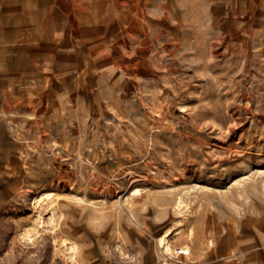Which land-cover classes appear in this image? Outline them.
Here are the masks:
<instances>
[{
    "label": "rangeland",
    "instance_id": "obj_1",
    "mask_svg": "<svg viewBox=\"0 0 264 264\" xmlns=\"http://www.w3.org/2000/svg\"><path fill=\"white\" fill-rule=\"evenodd\" d=\"M186 4L68 81L0 60V264H264V3Z\"/></svg>",
    "mask_w": 264,
    "mask_h": 264
},
{
    "label": "crops",
    "instance_id": "obj_2",
    "mask_svg": "<svg viewBox=\"0 0 264 264\" xmlns=\"http://www.w3.org/2000/svg\"><path fill=\"white\" fill-rule=\"evenodd\" d=\"M201 1L0 0V60L14 68L19 80H44V72L51 70L56 80L68 81L79 56L88 57L91 49L125 34L121 40L137 42L133 34L152 26L153 18L166 23L172 17L182 24L186 3Z\"/></svg>",
    "mask_w": 264,
    "mask_h": 264
},
{
    "label": "bare ground",
    "instance_id": "obj_3",
    "mask_svg": "<svg viewBox=\"0 0 264 264\" xmlns=\"http://www.w3.org/2000/svg\"><path fill=\"white\" fill-rule=\"evenodd\" d=\"M160 247L164 248L167 252L169 251H172L171 250V247H170V244H169V241L167 239L166 236H163L161 239H160ZM178 251L182 254H189V251L186 250V249H178Z\"/></svg>",
    "mask_w": 264,
    "mask_h": 264
}]
</instances>
